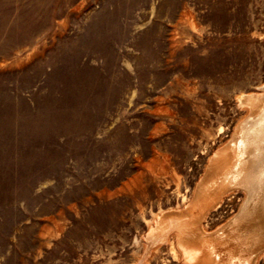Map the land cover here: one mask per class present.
Segmentation results:
<instances>
[{"label":"rangeland","instance_id":"1","mask_svg":"<svg viewBox=\"0 0 264 264\" xmlns=\"http://www.w3.org/2000/svg\"><path fill=\"white\" fill-rule=\"evenodd\" d=\"M253 94L264 0H0V264H186L151 236L198 208Z\"/></svg>","mask_w":264,"mask_h":264},{"label":"bare ground","instance_id":"2","mask_svg":"<svg viewBox=\"0 0 264 264\" xmlns=\"http://www.w3.org/2000/svg\"><path fill=\"white\" fill-rule=\"evenodd\" d=\"M244 98L250 115L212 159L192 203L198 208L173 222L164 217L151 236L156 243L175 231L186 264H258L264 252V237L258 236L264 231V94ZM236 190L246 197L239 212L208 233L202 225L208 212Z\"/></svg>","mask_w":264,"mask_h":264}]
</instances>
